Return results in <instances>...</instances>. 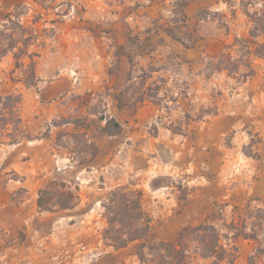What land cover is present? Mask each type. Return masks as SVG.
I'll return each mask as SVG.
<instances>
[{
  "label": "rangeland",
  "instance_id": "obj_1",
  "mask_svg": "<svg viewBox=\"0 0 264 264\" xmlns=\"http://www.w3.org/2000/svg\"><path fill=\"white\" fill-rule=\"evenodd\" d=\"M255 14L264 0H0V43L17 44L0 61V96L19 97L23 119L19 142L0 147V264H141L135 244L103 238L115 190L141 195L148 243L208 220L235 264H264ZM18 49L35 54L36 86ZM108 121L121 129L105 132ZM54 181L78 189L74 209L39 210ZM187 246L188 264L210 262Z\"/></svg>",
  "mask_w": 264,
  "mask_h": 264
},
{
  "label": "trees",
  "instance_id": "obj_2",
  "mask_svg": "<svg viewBox=\"0 0 264 264\" xmlns=\"http://www.w3.org/2000/svg\"><path fill=\"white\" fill-rule=\"evenodd\" d=\"M251 17L255 24L252 36L264 34V18H257L256 14ZM8 37L11 40L9 44L0 43V61L17 49L13 36ZM32 40L33 34H29L25 38L26 48ZM252 53L264 60V43L260 44ZM23 56L30 59L26 66L24 83L27 86H36L39 78L34 59L35 54L18 49L14 53L17 68L24 65ZM221 69L229 70L228 66ZM20 103L21 99L13 94L0 96V147L5 144H17L20 140L18 133L21 132L23 125V119L18 110ZM112 125L117 131L121 129L119 123L108 121L104 131L113 133ZM4 138H8L9 141L5 142ZM79 200L78 189L54 181L39 192L37 206L42 212L68 211L74 209ZM103 207L105 209L104 217L108 224L103 232V238L109 245L117 249H124L135 244L136 256L141 264H188L192 259L187 246L189 239L195 245L193 249L195 258L201 261H210L208 264H235L236 262L237 254L222 243L218 228L208 220L194 227L183 228L174 241L151 244L146 242V238L152 230L151 218L143 209L141 195L130 197L122 190H115L110 193L107 201L103 203ZM235 235L241 236L242 234Z\"/></svg>",
  "mask_w": 264,
  "mask_h": 264
}]
</instances>
